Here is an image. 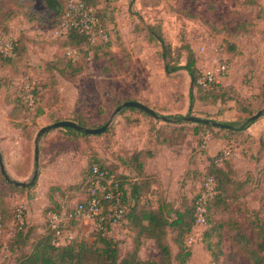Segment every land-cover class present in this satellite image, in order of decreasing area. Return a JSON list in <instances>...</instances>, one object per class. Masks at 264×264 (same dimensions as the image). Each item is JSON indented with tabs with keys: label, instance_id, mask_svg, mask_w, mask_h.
<instances>
[{
	"label": "rangeland",
	"instance_id": "obj_1",
	"mask_svg": "<svg viewBox=\"0 0 264 264\" xmlns=\"http://www.w3.org/2000/svg\"><path fill=\"white\" fill-rule=\"evenodd\" d=\"M20 1L0 0V39L12 37L17 42L21 34L28 36V49L22 59L0 68V157L12 179L28 183L34 176L36 179L24 191L11 189L0 181L14 214L10 233L4 236L0 230V241L11 239L14 230L27 223L39 225L38 231H42L49 207L78 198L80 189L76 185L96 155L132 182H148L147 188L142 187L141 204L147 208L163 207L169 218L175 217L184 198L192 199L201 193L211 158L218 156L219 162L232 165L233 177L242 185L240 200L231 203L229 210L210 209L212 220L200 228L202 241L190 245L193 253L187 264L212 263L205 233L217 220L235 215L251 232L247 215L253 211L264 223V140H260L264 138V106L259 109L264 101V0H101L98 7L108 26L106 32L112 37L111 50L118 69H112L109 60L90 56L79 76L61 77L53 85L46 63L62 52L57 40L64 36L55 32L62 16L44 12L41 19L28 20L16 15ZM35 7L43 10L40 0ZM149 25L161 27L175 48L186 36L196 52L201 74L219 61L227 63L228 71L219 78L222 82L218 85L228 87L234 98L218 103L196 100L191 105V78L181 68L184 58L174 60L177 68L168 73L167 61L161 56L162 46L151 38ZM105 67L111 70L106 72ZM33 87H39L41 101L37 106L41 105L42 114H37L32 96L26 95ZM18 95L25 96L29 111L13 112ZM134 97L145 100L170 120H152L134 111L115 113L116 99ZM248 107L254 110L252 114L245 112ZM260 110L262 116L247 130L235 134L219 131L217 136L211 131H191L176 144L163 141L158 134L170 133L179 115L236 123L234 127L239 128ZM79 113L88 119V127H101L111 121L107 128L110 130L73 139L56 128L37 140L42 127ZM181 121L185 122L184 118ZM20 207L24 209V224L17 217ZM89 232L81 230L82 235L93 240ZM116 235L114 241L121 247H131L132 233L127 223ZM223 235L227 264H248L227 229ZM1 243L0 264H16V255L7 242ZM158 253L151 240L141 252L144 257H158Z\"/></svg>",
	"mask_w": 264,
	"mask_h": 264
},
{
	"label": "trees",
	"instance_id": "obj_2",
	"mask_svg": "<svg viewBox=\"0 0 264 264\" xmlns=\"http://www.w3.org/2000/svg\"><path fill=\"white\" fill-rule=\"evenodd\" d=\"M37 0H22L17 5L16 15H22L28 20L41 19L43 14H58L63 16L64 13V0H40L43 10H39L35 7ZM87 7L95 10L99 23L103 28H108L104 21L102 11L98 7L101 0H83ZM62 20V19H61ZM151 38L159 41L162 46L161 56L166 63V70L170 73L176 69L173 61H179L184 58L185 63L181 65V68L186 70L191 78L192 86L190 87V103L194 105L196 100L208 101L211 100L215 103L226 102L233 99L231 91L228 87L219 86L213 84L208 87H204L199 84L198 80L201 76V71L198 67V58L195 50L193 49L190 41L186 36L181 37V44L178 47H172L169 40L166 39L162 33L161 27L157 28L155 25H149L147 27ZM107 31V29L105 30ZM108 33V32H107ZM110 36V35H109ZM64 38V39H63ZM60 43L59 48H62V52L57 53L54 60L46 63V69L49 72L52 85L57 83L59 78H69L79 76L85 67V62L91 56H94L97 60H109L111 62L112 69H118V62L116 61L112 50V37H109L108 41H98L91 44L87 35L80 31L76 27H70L68 32L61 39L57 40ZM28 36L21 34L18 41L15 44L14 53L11 56H6L0 52V68H7L11 64L20 61L27 52ZM229 46L231 44H228ZM82 47H85L82 48ZM69 48L84 49L83 54L77 57V59L70 58L67 54ZM232 49V48H231ZM176 66V67H175ZM109 67H105L106 72L111 70ZM47 86V84H46ZM30 94L34 101L35 107L40 104L41 95L39 87H33L26 92V95ZM140 101L147 106L148 102L140 98H125L116 99L114 106L119 107L127 101ZM264 106V101L260 105L259 109ZM30 106L25 99V96L18 95L13 105V112L18 110H30ZM38 110V111H37ZM37 114H42L41 105L37 106ZM134 111L150 119H155L149 113L143 111L138 107H127L122 112ZM253 109L249 107L245 109V112L252 114ZM35 114V116L37 115ZM253 116V115H252ZM251 116L245 119L241 127L235 128L236 123H223L226 127H216L212 124H205L201 122H187L181 121L184 116H177L178 122L173 127L170 133L164 131L159 132V136L163 138V141H167L169 144H176L179 141L185 140L187 134L191 131L195 133L211 131L217 136L219 131H225L227 133H239L247 130L248 127L255 121L250 120ZM165 121H169L171 117H167ZM205 119L212 120L208 117ZM59 120H67L58 118ZM77 122L78 124L88 127V119L82 114H76L73 118H69ZM139 119L135 122L138 123ZM215 121V120H212ZM218 122V121H216ZM222 123V122H220ZM103 126V125H102ZM152 128V127H151ZM59 129V128H58ZM154 129V127L152 128ZM66 134L73 139L81 137H87L88 135L83 131H78L71 127L61 128ZM106 129L103 133L109 131ZM239 131V132H238ZM263 136V135H262ZM260 140H264L263 137ZM220 157L216 156L210 159L206 165V172L203 175L204 181L213 176L217 180L218 193L213 195L207 205V221L212 220L209 215L212 207L215 210L225 209L229 210L231 203L240 200V190L242 188L241 183L235 181L233 177V167L228 161L219 162ZM93 165H98L103 170H109L116 175V178L120 182L122 189L124 190V200L127 204L128 211L126 214L127 227L132 233V241L130 248H123L118 242H115L113 237L104 234L103 230L97 228H91L90 225H84L80 221L71 219L69 228L74 231L72 241L63 246H55L53 239L56 237L55 230L50 226L49 218L45 221L42 231H38L39 225L27 223V227H20L13 232L11 239L6 238L2 243L7 242L9 250L15 254L14 257L16 264H187L192 256V248L188 244L189 235L195 224V204L201 193L194 195L192 199L188 197L184 198L181 203V209H178L174 218H169L163 207H145L141 204L142 187L147 188L149 185L146 181H135L124 176L118 172L112 165H105L101 162L96 155L94 159H91L88 166L85 168L84 175L80 182L76 185L80 189L78 198L71 200L66 199L71 208L79 202H87L91 195L88 192V181L92 175ZM2 173V171H1ZM0 173V181L2 180L11 189L17 191H24V188L10 184L3 173ZM188 175V172H187ZM202 192V191H201ZM11 203L6 197V191L0 184V230L1 235L7 236L10 233L9 224L13 220V210ZM61 202L57 203L54 207L47 209L48 213L51 211L60 210ZM248 210L247 212H249ZM249 229L245 228L243 223L235 216L228 215L225 219L217 220L215 225H211L205 233V246L211 252L212 263L211 264H227L225 261V252L222 247L224 240L223 231L227 229L229 232L230 240L235 244L242 254L247 258L248 264H264V223L256 215L255 212L250 211L247 215ZM90 230L88 234H92L93 240L89 237H85L81 234V230ZM215 240H214V239ZM92 239V238H91ZM153 241L155 247L158 249V257L142 256V249L146 246L147 241ZM1 243V244H2ZM176 248H175V247Z\"/></svg>",
	"mask_w": 264,
	"mask_h": 264
},
{
	"label": "built area",
	"instance_id": "obj_3",
	"mask_svg": "<svg viewBox=\"0 0 264 264\" xmlns=\"http://www.w3.org/2000/svg\"><path fill=\"white\" fill-rule=\"evenodd\" d=\"M55 29L58 36H64L70 27H76L85 33L91 44L98 41H108L109 34L99 23L94 9L87 7L83 0H66L62 20ZM4 40V41H3ZM0 52L6 56L14 53L16 38L8 37L0 39ZM204 49V48H203ZM67 54L70 58L77 59V48H69ZM228 71V64L217 62L210 71L201 74L198 82L204 87L221 83V76ZM88 192L91 197L87 202H79L71 208L67 200L61 202L60 210L49 212L50 226L55 230L53 239L55 246L69 244L74 236V231L69 228L71 219L80 221L91 228L104 231V234L116 238L117 231L126 221L128 211L124 200V190L116 175L109 170H103L98 165H93L92 175L88 181ZM218 193V184L215 177H208L203 185L201 195L196 200L195 224L188 238V244L202 241L203 234L200 228L206 227L207 205L209 199ZM17 217L24 224V209L18 208Z\"/></svg>",
	"mask_w": 264,
	"mask_h": 264
},
{
	"label": "water",
	"instance_id": "obj_4",
	"mask_svg": "<svg viewBox=\"0 0 264 264\" xmlns=\"http://www.w3.org/2000/svg\"><path fill=\"white\" fill-rule=\"evenodd\" d=\"M127 107H138V108L142 109L143 111L149 113L153 117H156V118H159L162 120L168 119L166 116L159 115V113L157 111H155L153 108L147 106L146 104H144L140 101H135V100H131V101H127V102L123 103V105L119 106L116 109L115 113H118ZM262 115H263V110H260L256 115L251 116L249 119L253 121V120L258 119ZM184 120L188 121V122H201V123H205V124H212L213 126H216V127H226L227 126L223 123L212 121V120L205 119V118L195 116V115L185 116ZM110 124H111V121H108L105 125H103L101 127L93 128V127H84V126L78 124L77 122L72 121V120H68V119L67 120H59V121H55V122H53L47 126L42 127L40 129L38 135H37V140L40 141V139L42 138V136L45 133H47L53 129L65 128V127H71V128L76 129L78 131H83L86 134H101L108 128V126ZM38 152H39V143L36 145V162L38 161ZM0 165H1V171H2L3 175L5 176V178L7 179V181L10 184H14L16 186L26 188L31 182L35 181V179H36V176H34L30 183L12 179L4 167V164H3L1 157H0Z\"/></svg>",
	"mask_w": 264,
	"mask_h": 264
}]
</instances>
